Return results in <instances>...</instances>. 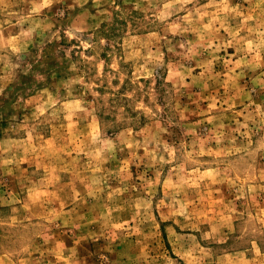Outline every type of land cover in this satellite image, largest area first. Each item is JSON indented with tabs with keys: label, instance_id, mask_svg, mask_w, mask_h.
Instances as JSON below:
<instances>
[{
	"label": "rangeland",
	"instance_id": "rangeland-1",
	"mask_svg": "<svg viewBox=\"0 0 264 264\" xmlns=\"http://www.w3.org/2000/svg\"><path fill=\"white\" fill-rule=\"evenodd\" d=\"M0 264H264V0H0Z\"/></svg>",
	"mask_w": 264,
	"mask_h": 264
}]
</instances>
